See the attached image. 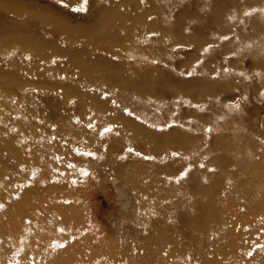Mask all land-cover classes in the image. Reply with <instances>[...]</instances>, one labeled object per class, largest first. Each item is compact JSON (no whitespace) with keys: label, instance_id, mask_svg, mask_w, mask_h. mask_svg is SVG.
Masks as SVG:
<instances>
[{"label":"rangeland","instance_id":"1","mask_svg":"<svg viewBox=\"0 0 264 264\" xmlns=\"http://www.w3.org/2000/svg\"><path fill=\"white\" fill-rule=\"evenodd\" d=\"M261 2L0 0V264H264Z\"/></svg>","mask_w":264,"mask_h":264},{"label":"bare ground","instance_id":"2","mask_svg":"<svg viewBox=\"0 0 264 264\" xmlns=\"http://www.w3.org/2000/svg\"><path fill=\"white\" fill-rule=\"evenodd\" d=\"M156 1H157V0H156ZM163 1H164V0H163ZM177 1H178V0H177ZM244 1H245V0H244ZM247 1H248V0H247ZM260 1H261V0H260ZM159 2H160V1H159ZM170 2H173V1H170ZM179 2H180V0H179ZM181 2H183V1H181ZM252 2H253V1H252ZM163 3H164V2H163ZM163 3H162V5H163ZM253 3H254V2H253ZM261 3H263V2H261ZM261 3H260V4H261ZM175 4H176V2H175ZM263 5H264V3H263ZM163 6H164V5H163ZM207 6H208V5H207ZM252 6H254V5H252ZM204 7H205V6H204ZM208 10H209V8H208ZM223 14H224V13H223ZM223 14H222V15H223ZM225 14H226V13H225ZM225 14H224V17H223V18L227 20L228 18L225 17V16H227V15H225ZM244 14H245V13H244ZM222 15H221V16H222ZM239 15H240V14H239ZM214 17H219V16H214ZM259 17H260V16H259ZM219 18H220V17H219ZM221 18H222V17H221ZM260 18H261V17H260ZM222 22H223V21H222ZM166 35H167V34H166ZM159 36H160V35H159ZM263 36H264V35H263ZM165 37H166V36H165ZM145 67H146V66H145ZM145 67H144V68H145ZM133 70H134V69H133ZM147 70H148V69H147ZM135 71H138V70H135ZM142 71H144V70H142ZM145 71H146V69H145ZM130 75H131V74H130ZM142 75H143V74H142ZM137 76H138V75H137ZM150 81H151V80H150ZM151 82H152V81H151ZM149 93H150V92H149ZM144 95H145V94H144ZM141 96H142V95H141ZM139 102H140V101H139ZM142 102H143V101H142ZM142 102H141V103H142ZM143 103H144V102H143ZM259 199H260V198H259ZM261 199H262V197H261ZM253 200H254V199H253ZM255 200H256V199H255ZM255 200H254V201H255ZM257 200H258V199H257ZM262 200H264V199H262ZM254 201H252V202H254ZM255 202H257V204H258V201H255ZM263 202H264V201H263ZM249 203H250V202H248V204H249ZM248 204H247V205H248ZM255 205H256V204H255ZM253 206H254V205H253ZM256 206H257V205H256ZM248 209H249V208H248Z\"/></svg>","mask_w":264,"mask_h":264},{"label":"snow or ice","instance_id":"3","mask_svg":"<svg viewBox=\"0 0 264 264\" xmlns=\"http://www.w3.org/2000/svg\"><path fill=\"white\" fill-rule=\"evenodd\" d=\"M87 2H88V0H84V3L85 4H87ZM77 11H84L85 9H84V7L83 6H81V7H79V8H77L76 9ZM226 38V37H225ZM189 75H191V73H188ZM237 107H238V105H237ZM208 131H211V129H208ZM89 155H92L91 153H89ZM174 155H176V154H174ZM86 174V173H85ZM184 174H186V173H184Z\"/></svg>","mask_w":264,"mask_h":264}]
</instances>
